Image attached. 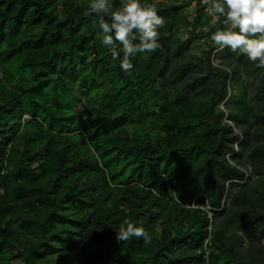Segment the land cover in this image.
Masks as SVG:
<instances>
[{"label": "trees", "instance_id": "1", "mask_svg": "<svg viewBox=\"0 0 264 264\" xmlns=\"http://www.w3.org/2000/svg\"><path fill=\"white\" fill-rule=\"evenodd\" d=\"M145 2L128 75L90 0H0V264H264V69L200 0Z\"/></svg>", "mask_w": 264, "mask_h": 264}, {"label": "clouds", "instance_id": "2", "mask_svg": "<svg viewBox=\"0 0 264 264\" xmlns=\"http://www.w3.org/2000/svg\"><path fill=\"white\" fill-rule=\"evenodd\" d=\"M206 14L212 18L210 41L222 51L225 48L243 54L256 67L264 69V0H200ZM86 16H95V26L101 32L102 44L111 50L114 59L122 49L121 69L132 75L131 58L142 52L160 48L159 29L166 21L158 14L153 3L141 0H90ZM222 20V27L217 23ZM205 210H210L205 207ZM208 218L211 220L212 214ZM211 222V221H210ZM118 243L135 237L150 243V233L129 219H124L115 232Z\"/></svg>", "mask_w": 264, "mask_h": 264}, {"label": "rangeland", "instance_id": "3", "mask_svg": "<svg viewBox=\"0 0 264 264\" xmlns=\"http://www.w3.org/2000/svg\"><path fill=\"white\" fill-rule=\"evenodd\" d=\"M157 1H160V2H164V1H167V0H157ZM194 51V49H192V52ZM227 122V121H226ZM228 123V122H227ZM229 124V123H228ZM230 125V124H229Z\"/></svg>", "mask_w": 264, "mask_h": 264}]
</instances>
